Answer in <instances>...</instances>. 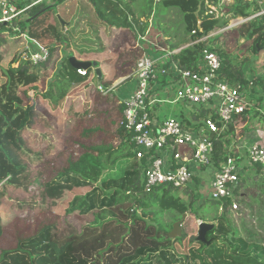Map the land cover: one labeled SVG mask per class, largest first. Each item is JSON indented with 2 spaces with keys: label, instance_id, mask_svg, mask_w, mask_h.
<instances>
[{
  "label": "trees",
  "instance_id": "obj_1",
  "mask_svg": "<svg viewBox=\"0 0 264 264\" xmlns=\"http://www.w3.org/2000/svg\"><path fill=\"white\" fill-rule=\"evenodd\" d=\"M67 1L53 0L51 5H37L27 11L26 19L20 24L21 31L29 39L49 48L50 57L46 62L31 65L28 61H22L19 57V39L7 35L0 37V237L3 228L11 223L13 217V212L1 202L3 188L18 185L25 174L27 168L19 156V133L30 123L36 107L43 106L49 117L57 122L56 125L62 121L64 128L75 122V112L88 115L98 105L112 106L110 109L120 115L121 122L114 132V143L83 147L76 160L68 161L56 178L45 184L48 188L53 187V191H50L52 194H57L62 185L71 188L72 197L65 203L67 208L64 212L66 215L90 216L91 222L79 231L65 234L54 231L52 226L44 227L32 236L18 239L12 248L0 250V264H264L262 241L251 231L245 232L246 237L240 233L234 215L229 211L228 201L211 199L216 214L210 218L199 215L198 209H193L194 202L199 199L197 194L193 195L198 181L196 178L181 189L164 185L145 189L132 153L130 135L123 125V106L118 101L112 105L108 98L103 100L105 95L98 91L94 78V68H100V87L108 90L120 76L115 72L110 73L107 67L114 68L119 57H107L111 56L108 55V46H102L101 42H98L101 46L97 49L88 47L90 41L87 36L79 35L76 38L73 31L68 30L55 13V8L65 5ZM204 1L144 0V7L140 4L138 8L133 4L135 0H85L100 24L98 28L109 29L108 40L124 34L129 35L134 44L139 36L146 34L159 8L167 10L168 15L162 16L166 20L173 9L178 10L182 14L180 23L183 24V36L162 31L166 52L178 50L170 55V61L188 70H195L206 44L195 43L184 47L186 44L206 36L216 28H225L231 19L249 18L264 9V6L262 8L254 1L231 0L227 7L228 18L214 19L204 14ZM74 21L69 23L73 24L72 27ZM56 25L64 29L60 30ZM1 28L5 29L4 26ZM193 31L195 34H192ZM77 41L82 46H78ZM211 41L217 42V47L211 50L222 61L220 77L232 86H240L250 102L261 105L264 97L256 94L261 91L264 95V81L257 76L250 60L236 62L226 48L243 41L247 44L246 50L250 49L254 61H257L258 54L264 51V14L211 38ZM57 46H64L68 52L65 61L68 69H64L61 64L55 76L48 77L45 70L52 63L59 49ZM134 46L136 49L126 44L125 51H136L138 47ZM139 53L138 58L140 50ZM71 57L92 64L87 69L86 77L76 74V69L68 62ZM49 79L47 89L40 88V82ZM91 94L94 96L91 97ZM78 101L82 105H78ZM100 101L103 104H99ZM199 112L192 119L185 118L183 123L187 128L200 130L204 113ZM254 127L263 128L264 124L256 119L255 114L248 112L224 133L223 140L213 139L216 164L227 156L237 157L229 151L232 140ZM94 131L99 130L90 129L84 134ZM125 161L126 165L123 164ZM251 171L254 176L264 175V167L260 165L245 166L236 197L240 198L242 192L248 189L251 177L247 175ZM180 191L190 195L188 202L179 197ZM206 202L204 200L199 208ZM165 212L172 214L174 221L181 219L183 214L194 216L201 222L210 219L213 228L205 236L206 241H210L209 245L198 242L196 233L187 242L191 250H188L189 246L181 248L187 234L182 229L180 238L169 239L168 232L174 221L171 224L163 223L161 217Z\"/></svg>",
  "mask_w": 264,
  "mask_h": 264
},
{
  "label": "built area",
  "instance_id": "obj_2",
  "mask_svg": "<svg viewBox=\"0 0 264 264\" xmlns=\"http://www.w3.org/2000/svg\"><path fill=\"white\" fill-rule=\"evenodd\" d=\"M47 1L0 0V29L1 26L5 28L0 31V35L19 39V57L31 65L46 62L50 51L39 42L29 39L26 33L21 31L20 24L26 19L29 9ZM230 1L205 0L204 14L214 19H227ZM246 1H254L262 6L261 0ZM263 14L264 10L251 18L231 19L229 23L231 22L230 26H237ZM230 26L220 31L214 29L206 36L190 41L184 46L206 44L195 70L182 69L174 62L162 60V56L146 54L138 45L141 55L127 82L119 85L122 89L118 91L120 101H117L123 106V125L130 135L132 153L146 190L162 185L181 189L210 168V198L215 201H228L229 210H236V190L243 168L253 165L264 167V127L243 131L232 140L229 151L234 152L237 157L227 156L219 164L214 160L213 139L223 140L224 133H227L231 126H235L240 117L250 112L264 124V100L261 105L250 102L240 86H232L220 77L222 61L220 56L211 50L217 47V42H211V38L228 31ZM192 34H195V31ZM143 40L144 36H139L138 44ZM177 51L163 52V55L170 57ZM75 71L81 77L88 75L85 69ZM257 74L264 81V69ZM97 88L103 95H107L111 89L103 90L100 86ZM170 92L174 93L172 101L164 99L169 97ZM256 96L264 97L261 91ZM172 102L199 107L198 112L204 113L199 131L187 128L183 123L185 118L181 121L172 117L160 118L159 107ZM248 119L250 120V117ZM193 123L196 121L193 120ZM245 158L247 163H244ZM201 223L198 222L197 226Z\"/></svg>",
  "mask_w": 264,
  "mask_h": 264
},
{
  "label": "rangeland",
  "instance_id": "obj_3",
  "mask_svg": "<svg viewBox=\"0 0 264 264\" xmlns=\"http://www.w3.org/2000/svg\"><path fill=\"white\" fill-rule=\"evenodd\" d=\"M263 1L262 8L264 6ZM52 2L53 0H48L45 5H51ZM143 2L144 0H135L133 4L140 8V4L144 7ZM230 3L231 1L228 4ZM263 10L255 12L249 18ZM166 11L165 8H159L153 15V22L150 25L152 30L161 34L163 38L164 34L162 30L167 31L169 34H177L178 37L183 36V24L182 22L180 23L182 14L178 10L173 9V13L171 12L166 20L162 17L168 15ZM55 13L63 24H66L68 30L71 29L70 31H73L72 34L76 38L79 35L89 38L90 43L88 47L97 49L101 45L105 46L106 44L110 53L108 55H111L107 57H119L116 66L114 68L107 67V70L110 73L115 72L120 77L110 86V92L104 96L103 100L108 98L112 102L110 103L112 105H114L117 99L120 101L118 98L120 92L118 90L120 91L121 87L119 85L127 82L140 54L139 49L136 51L132 50V52L125 51L124 46L126 44L130 47L135 45L132 38L129 35L118 34L113 39L110 38L108 40L109 29L98 28L100 24L93 9L85 0H68L65 5L57 6ZM77 18L79 19L76 20ZM72 21H74L73 27V24H69ZM243 23L237 26H230V22L227 27L230 26V29H235ZM56 26L60 30L64 29L58 25ZM0 31H3V29H0ZM214 31H220V29L217 28ZM224 33H227V31ZM224 33L222 32V34ZM3 36L1 35L0 37ZM80 39L82 38L80 37ZM177 40L178 38L174 41L177 42ZM98 42H101V45ZM77 45L82 46L80 41H77ZM246 45L245 42L240 41L237 44H230L226 50L232 53L230 55L236 62L242 61L243 59L250 60L253 69H255L256 61H254V55L250 49L246 50ZM57 47L59 49L55 52L52 63L48 64L45 70V75L48 77L55 76L61 64L64 65V69H68L65 63L68 58V52L64 50V46ZM230 55L228 56L229 58ZM260 55L261 53H259L256 59L257 61ZM43 81L40 82V88L47 89L50 79ZM93 96L91 94V97ZM31 97H33V94H31ZM164 99L172 101L174 99V93L170 92L169 97H164ZM77 103L78 105H82L81 101ZM30 104L31 101L28 102V105ZM99 104L103 103L100 101ZM110 107L112 106L109 104L104 107L98 105L95 110H92V113L85 114L87 116L76 114L78 112H75V122L66 128L61 125L62 121L57 126V122L49 117L43 109V106L40 105L35 108V113L33 112L34 115H32L30 123L19 133L21 145L19 156L21 162L27 169L18 185L5 186L3 188L4 194L1 202L6 209L13 212V217L11 223L3 228L0 237V250L12 248L18 239L32 236L44 227L52 226L54 231H57L59 234H65L75 230L79 231L83 226L91 222L92 219L90 216L66 215L64 212L67 208L65 203L72 197L71 188L62 185L60 187L61 190L57 194H52L50 191H53V187L48 188L45 184L55 179L57 174L66 167L68 161L76 160L82 153L83 147L114 143L115 138L113 135L121 122V117L118 113L114 114ZM198 109L199 107L182 102H172L162 104L159 107V113H161L164 119L172 117L181 121L184 118L191 119L192 116L197 115ZM72 111L74 112L75 110L72 109ZM90 129H98L99 131H94L88 135L86 133L84 134L85 131ZM247 162L248 160L245 158L244 163ZM123 164L126 165L127 162L125 161ZM254 175L253 171L248 173L247 177H251L250 181H248L249 187L242 192L240 198H236L237 209L232 210L233 208H231L229 211L233 213L237 228L243 236L246 237L247 234L245 232L251 231L255 233L256 238L260 239L264 245V228H261V226H264L262 224L264 223V175L262 173L259 176ZM211 177L212 170L207 168L205 172L197 176L196 179L198 181H196L193 190V195L195 196L197 194L199 197L194 202L193 209H198V214L205 218H210L216 214V210L211 206ZM179 197L186 202L189 201L188 198L190 199V195H185L183 191H180ZM204 200L208 202L199 208ZM161 219L166 224H171L174 221L172 214L169 212L163 213ZM260 219L262 220L260 221ZM179 220L174 221V223ZM200 221L199 219H194V216L186 215L183 223L180 224V227L187 234V239L180 245L181 248L189 246L187 242L192 235L197 233V223ZM203 223L211 224L210 219H207ZM171 229L169 232H171ZM189 247L188 250H191L192 247Z\"/></svg>",
  "mask_w": 264,
  "mask_h": 264
},
{
  "label": "water",
  "instance_id": "obj_4",
  "mask_svg": "<svg viewBox=\"0 0 264 264\" xmlns=\"http://www.w3.org/2000/svg\"><path fill=\"white\" fill-rule=\"evenodd\" d=\"M157 1H159V0H156V2ZM68 62L70 63V65L74 69H85V70H87V69L92 67L91 63L78 61L74 57L69 58ZM93 65H95V64H93ZM94 73H95L96 85L99 87L101 80H102V72H101L100 68H94ZM185 218H186V214H183L181 219L172 225L173 227L171 229V232L168 233L169 239L174 240L176 238L181 237L182 228L180 227V224L183 223ZM212 228H213V225L202 222L198 226V232H197L196 240L200 243L209 245L210 241H206L205 236H206V233L208 231H210Z\"/></svg>",
  "mask_w": 264,
  "mask_h": 264
},
{
  "label": "crops",
  "instance_id": "obj_5",
  "mask_svg": "<svg viewBox=\"0 0 264 264\" xmlns=\"http://www.w3.org/2000/svg\"><path fill=\"white\" fill-rule=\"evenodd\" d=\"M135 43H136L135 45L137 47L139 45L140 49H142L146 54H151V55H154L157 57L162 56V57H164V58H162V60H166L167 62L168 61L170 62V57L167 54H165L166 56L163 55V52H166V45H165L164 38L162 37L161 34H158L157 32L153 31L151 27L147 30L146 34L144 35V40L142 42H139V44L137 41ZM134 47L135 46L133 45L132 48H134ZM140 52H141V50H140ZM255 63H256V65H255L256 73H259L260 71H262L264 69V51L261 52V55H260L258 61H256ZM129 85L130 84L128 83L127 86L129 87ZM113 86H115V85H113ZM158 111H159V109H158ZM160 118H163V116L160 115Z\"/></svg>",
  "mask_w": 264,
  "mask_h": 264
}]
</instances>
